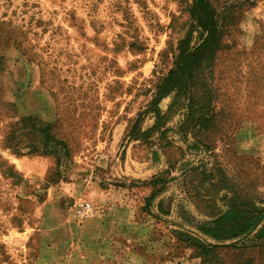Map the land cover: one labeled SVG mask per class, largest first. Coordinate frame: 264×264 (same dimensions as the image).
Here are the masks:
<instances>
[{
	"label": "rangeland",
	"instance_id": "rangeland-1",
	"mask_svg": "<svg viewBox=\"0 0 264 264\" xmlns=\"http://www.w3.org/2000/svg\"><path fill=\"white\" fill-rule=\"evenodd\" d=\"M192 1L0 0V264L62 261L63 221H87L74 203L96 211L104 196L175 264H264V0L226 20L208 108L187 117L184 98H164L154 132L143 114ZM235 207L255 229L210 237L246 229L210 224ZM43 242L57 246L33 248Z\"/></svg>",
	"mask_w": 264,
	"mask_h": 264
},
{
	"label": "trees",
	"instance_id": "trees-1",
	"mask_svg": "<svg viewBox=\"0 0 264 264\" xmlns=\"http://www.w3.org/2000/svg\"><path fill=\"white\" fill-rule=\"evenodd\" d=\"M252 0H193L189 10L190 26L185 38L178 42L176 56L172 69L162 77L155 87L151 100L144 110V115L151 114L157 123H154L149 132L157 129L159 122L158 104L164 98H184L183 111L186 116L199 115L204 107L210 105L212 96L210 73L214 56L220 49V42L223 37L226 20L232 10L250 6ZM196 103L197 106L194 104ZM200 105V106H199ZM200 117V116H199ZM187 119V118H186ZM200 121V118L197 119ZM187 121H184L186 124ZM156 124V125H155ZM197 124H199L197 122ZM148 132H144L145 141L151 142ZM140 136L134 126L128 133V137L135 138ZM162 182L161 180L159 183ZM156 182L153 183L155 185ZM147 201V200H146ZM250 210L235 207L226 211L223 215L210 223L214 229L221 225L239 220L241 224H246L243 232L234 231L233 236L219 238V234L208 232L210 237L215 240H225L236 237L239 234H250L256 227L251 225V220H247L246 213ZM239 232L238 234H234ZM259 238H264V225L258 232ZM202 253L205 252L201 249ZM207 253V252H206ZM207 257V255H206Z\"/></svg>",
	"mask_w": 264,
	"mask_h": 264
},
{
	"label": "crops",
	"instance_id": "crops-1",
	"mask_svg": "<svg viewBox=\"0 0 264 264\" xmlns=\"http://www.w3.org/2000/svg\"><path fill=\"white\" fill-rule=\"evenodd\" d=\"M94 190L104 195L101 190ZM104 197V202H108H103L102 207L95 206L92 219L77 227L63 221L58 235L60 242H64L59 246L63 260L57 264H175L170 246L157 240L151 227L140 222L125 205L124 209L112 206L110 199ZM74 230H78V238L70 243L71 231ZM37 245L33 248L50 250L57 246L50 242ZM85 249L91 251L88 253ZM188 260L191 262V257Z\"/></svg>",
	"mask_w": 264,
	"mask_h": 264
},
{
	"label": "built area",
	"instance_id": "built-area-1",
	"mask_svg": "<svg viewBox=\"0 0 264 264\" xmlns=\"http://www.w3.org/2000/svg\"><path fill=\"white\" fill-rule=\"evenodd\" d=\"M73 212L75 217L79 221H84L92 219L95 215V210L89 202L86 201H76L73 205Z\"/></svg>",
	"mask_w": 264,
	"mask_h": 264
}]
</instances>
